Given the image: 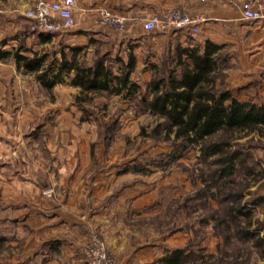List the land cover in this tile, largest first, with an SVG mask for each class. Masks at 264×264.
<instances>
[{"label": "rangeland", "instance_id": "374dc122", "mask_svg": "<svg viewBox=\"0 0 264 264\" xmlns=\"http://www.w3.org/2000/svg\"><path fill=\"white\" fill-rule=\"evenodd\" d=\"M29 28L33 31L32 22ZM91 48L92 52L80 57L87 65L99 53L112 52L104 43H93ZM261 51L262 45L253 40L244 43V47L225 44L226 60L218 76L219 87L231 90L241 101L264 104V66L256 57ZM152 77L153 73L150 78L140 77L142 94L147 93ZM17 81L0 78V235L7 234L6 242L0 246V264L31 259L25 258L24 245L34 238L32 248L38 249L37 254L45 250L43 245L52 231L34 236L21 226L17 225L16 230L13 221H9L24 212L32 214L39 210L36 206L48 208L45 211L55 215L54 222L68 218L77 227L55 226L54 236L65 238L71 246L68 251L62 249L53 254L55 264H87L83 250L96 239L105 244L116 264L150 260L153 261L149 264H161L160 258L180 248L190 255L181 264H264L255 241L240 239L235 224L226 219L230 203L210 193L199 194L206 189L202 176L209 171V165L200 159L199 149L174 158L169 141L161 135L151 136L159 119L140 112L137 101L98 95L91 103L71 108L80 119L72 116L69 121L60 116L63 108L56 107L53 113H43L40 120L51 121L53 136L42 133L37 138L32 134L38 121L32 123L30 118L42 108L7 104L9 99L21 101L20 92L13 86ZM22 81L24 87L31 84V78ZM3 117L10 122L6 130ZM234 143L251 148L264 167V135L238 134ZM48 166H52L54 185L39 191L40 197L30 187L21 190L19 181L35 178ZM260 169L258 166L257 171ZM258 177L239 172L235 176L237 182L226 190L232 186L244 188L247 199L251 193L263 195L264 177ZM100 188L106 194L100 202L92 201V194ZM20 192L22 195L16 199ZM75 204L82 208L74 209ZM254 219L264 223V204L256 208ZM220 220L225 221L224 225ZM40 221L45 220L38 219L36 223L40 225ZM48 222L45 227L53 218ZM260 235L264 236V228Z\"/></svg>", "mask_w": 264, "mask_h": 264}, {"label": "crops", "instance_id": "0c3cea01", "mask_svg": "<svg viewBox=\"0 0 264 264\" xmlns=\"http://www.w3.org/2000/svg\"><path fill=\"white\" fill-rule=\"evenodd\" d=\"M35 1L0 0V50L11 54L6 60L0 61V78L18 79L13 86L15 90L20 92L21 101H19V98H15V101L9 99L7 104H14L13 106L16 104L18 107L27 105L42 108L38 109L37 113H34L30 118L32 123L36 122V120L38 121L32 134L37 138L42 133H46L48 136L52 134L53 136L51 121L49 123V120H40L43 113H53L56 107L63 108L60 111L62 112L60 116L62 115L67 121L72 119V116L78 120L80 119L78 114L73 115L74 110L72 111L71 109L77 106L76 96L81 91L79 87L72 84L73 71L70 73L64 72L63 81L55 83L51 87L44 86L38 79V76L47 70H49L50 76L56 75L60 70L63 53L67 55V60H71V47H84L83 51L77 56L80 61L86 52L93 51L91 48L93 43L109 44L112 49V52L109 53V58L112 59L119 57L124 62H127L129 56L133 55L136 66L130 80L140 86V77L147 76L150 78L151 74L154 73V67H162L166 59L173 57L177 46H203L207 41L219 45L231 43L244 47V43L253 40L256 44L262 45V51L256 57L260 59V65L264 66V21L249 22L243 19L240 10V4L243 0H208L207 2H202L201 0H78L74 9L75 26L70 30L54 34L30 30L31 21L24 16V13L32 7ZM47 1L53 2L55 0ZM177 7H183L191 14L199 15L204 19L200 24L198 33L191 35L181 30L162 31L155 29L146 31L144 29V23L152 16L162 15ZM102 9H108L115 15L125 18L124 29L117 30L98 23L99 11ZM15 53L27 58L45 55L46 60L39 70L30 71L24 68L22 62L18 63L16 61ZM114 70L115 74H118L117 67ZM26 78H31V84L28 87L22 85V79L26 80ZM23 96H26V98H23ZM3 122V129H8V123H10L8 118L3 117ZM44 129L47 132H44ZM4 139L9 142L13 141L8 138ZM67 147L70 148V145ZM41 170L42 172L37 173L35 178L30 177L19 181L21 190L30 187L40 197L39 191L48 190L50 186L54 185L52 166ZM16 182L15 180L14 183ZM97 185L99 184L94 186ZM105 194L106 192L102 188L94 191L92 201L97 200L96 202H100ZM20 195H22L21 192L15 196L16 199ZM78 195L81 197L80 194ZM37 200L41 202L40 199ZM36 207L39 210L32 212V214L23 210L24 213L20 217L9 221H13L16 230L18 225L27 232L31 230L30 234L34 236L48 231H52V234L47 236L48 238L43 245L45 250H41V255L37 254L38 249L32 248L35 245V238L30 243H26L24 245L25 258H30L31 256V259L28 258L29 260L25 263H23L24 260H21V263L18 261V263L41 264L44 262V264H55L53 254L58 251L61 252L62 249L68 251L71 248L65 242V238L54 236L55 226L60 227L63 225L68 229L77 227L69 222L68 218H62L60 221L54 222L55 215L45 211L48 208ZM74 207V209L82 208L76 206V204ZM95 212L98 215L101 213L100 211ZM74 217L72 218L74 219ZM47 218H53V222H50L51 224H47L45 227V223H49L48 221L50 220ZM38 219H44L45 221H40L41 224L39 225L36 223ZM9 221L8 223H10ZM24 226L29 228H23ZM6 235L5 233L3 236L7 237ZM34 250L36 251L35 253H33ZM151 261L153 260L140 262V264H149Z\"/></svg>", "mask_w": 264, "mask_h": 264}, {"label": "trees", "instance_id": "16d2710c", "mask_svg": "<svg viewBox=\"0 0 264 264\" xmlns=\"http://www.w3.org/2000/svg\"><path fill=\"white\" fill-rule=\"evenodd\" d=\"M83 49L82 46L71 47V60L63 53L59 72L50 76L49 70L45 71L38 76L40 82L51 87L63 81L64 72L73 71L72 84L81 90L76 97L80 107L104 94L121 96L128 102L137 101L140 112L159 119L150 135L154 138L161 135L169 141L174 158L198 148L201 161L209 165L208 174L202 176L206 189L199 194L210 193L230 203L225 211L226 219L235 224L240 239L255 241L264 259V236L260 235L264 223L254 219L256 208L264 204V194L251 193L247 199L244 188L232 186L226 190L229 184L237 182L235 176L239 172L264 177L263 163L256 160L251 148L234 145L238 134L264 135V104L241 101L231 90L219 87L218 76L226 60L225 45L207 41L203 46H177L173 57L166 59L162 67H154L146 94H142L140 85L130 80L136 66L133 55L127 62L119 57L109 62V53H99L92 64L87 65L77 58ZM10 55L0 50V61ZM14 57L30 71L39 70L46 60L45 55L27 58L15 53ZM115 64L118 74H115ZM258 166L261 169L257 171ZM212 187L216 190L212 191ZM224 223L220 220V224ZM254 223L256 228L252 229ZM5 242L6 237L0 235V246ZM189 256L186 249L180 248L160 258L159 263L181 264Z\"/></svg>", "mask_w": 264, "mask_h": 264}, {"label": "built area", "instance_id": "2783aa9c", "mask_svg": "<svg viewBox=\"0 0 264 264\" xmlns=\"http://www.w3.org/2000/svg\"><path fill=\"white\" fill-rule=\"evenodd\" d=\"M207 2L208 0H201ZM78 0H36L24 16L32 22V30L36 32L59 33L75 26L74 9ZM243 19L249 22L264 21V0H243L240 4ZM203 18L177 7L162 15L152 16L144 23L146 31L160 29L162 31L181 30L194 35L199 32ZM98 23L123 30L126 19L115 15L108 9L99 11ZM83 258L87 264H116L105 244L94 240L83 250Z\"/></svg>", "mask_w": 264, "mask_h": 264}]
</instances>
